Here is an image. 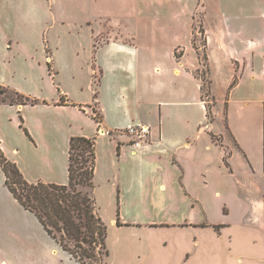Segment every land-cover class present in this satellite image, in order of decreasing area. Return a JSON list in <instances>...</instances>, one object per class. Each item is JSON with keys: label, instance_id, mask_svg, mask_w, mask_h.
Listing matches in <instances>:
<instances>
[{"label": "crops", "instance_id": "obj_1", "mask_svg": "<svg viewBox=\"0 0 264 264\" xmlns=\"http://www.w3.org/2000/svg\"><path fill=\"white\" fill-rule=\"evenodd\" d=\"M169 2L0 0V85L39 99L0 102V148L28 181L65 185L71 138H95L92 195L108 227L104 264L210 255L214 232L200 225L216 219L212 190L264 223V0H252L253 22L234 33L238 44L221 25L220 62L236 63L225 72L238 77L226 125L207 116L193 25L144 19L150 4ZM172 2L180 12L181 0ZM133 123L150 126V142L130 144L125 128ZM0 264H82L20 204L1 167Z\"/></svg>", "mask_w": 264, "mask_h": 264}, {"label": "rangeland", "instance_id": "obj_2", "mask_svg": "<svg viewBox=\"0 0 264 264\" xmlns=\"http://www.w3.org/2000/svg\"><path fill=\"white\" fill-rule=\"evenodd\" d=\"M174 7L177 8L172 0L165 7L162 5L160 9L156 5L150 4L147 8V17L144 19L148 21L149 25H193L192 40L195 53L193 51L192 56L199 59L195 74L201 81L202 99L206 104L207 116L210 121L220 118L226 125L227 98L238 77L237 74L234 77L227 76L225 72V70H231L232 66L236 68V63L220 62L221 25L232 30L229 37L238 44L239 41L234 33L236 35L243 34L241 26L253 22L252 0H181L180 12H173ZM135 19H137V15L132 18L131 25H137ZM208 32L215 39L211 50ZM183 52L184 49L179 48L175 53L176 56H181ZM209 52L212 54L211 62L208 57ZM3 98L16 97L10 92L2 93L0 91V99ZM220 119H218V127L221 126ZM213 137L225 146L222 135H213ZM224 148L226 150L224 162L230 166L228 159L230 151L226 146ZM76 157H79L78 153ZM78 189L82 191L83 196L88 197L92 204V188L84 184L78 185ZM209 192L214 196L212 210L216 219L212 222L204 221L200 226L212 228L215 233L208 245L211 253L208 256L191 255L190 259L184 257L180 260V264H264L259 258L264 255V223L253 221V219L242 215V206L237 205L232 198L226 202L224 198L216 197L215 191ZM93 208L95 210V206ZM259 209L262 210L264 207L260 206ZM96 215L98 214L96 213ZM53 231L69 249L83 254V250L75 245V240L68 238L63 234L64 232H59L56 229ZM95 235L98 238V234ZM224 240L229 244L232 242V244L225 245ZM86 248L89 249L90 246L86 245ZM97 250L102 254L98 255L96 264H104L105 250L100 244L97 245ZM86 261L87 264L92 263L90 259H86Z\"/></svg>", "mask_w": 264, "mask_h": 264}, {"label": "trees", "instance_id": "obj_3", "mask_svg": "<svg viewBox=\"0 0 264 264\" xmlns=\"http://www.w3.org/2000/svg\"><path fill=\"white\" fill-rule=\"evenodd\" d=\"M2 93H12L16 98L0 99V102L32 103L39 102L18 91L0 85ZM78 153L79 157H76ZM69 182L65 185L46 183L43 181H28L18 165L10 160L0 148V167L6 175V185L22 206L37 215L46 230L57 238L63 248L69 251L82 264L86 259L96 264L97 245L103 247L104 256H108L106 238L108 227L93 208L87 196L82 195L78 185L94 187L96 167L95 138L73 136L69 150ZM77 163V164H76ZM53 229L64 232L68 238L76 241V246L83 254L69 249L54 233ZM98 234V238L96 237ZM89 245L90 248H86Z\"/></svg>", "mask_w": 264, "mask_h": 264}, {"label": "built area", "instance_id": "obj_4", "mask_svg": "<svg viewBox=\"0 0 264 264\" xmlns=\"http://www.w3.org/2000/svg\"><path fill=\"white\" fill-rule=\"evenodd\" d=\"M92 116L100 122V113L95 108H90ZM126 133L130 137V144L134 147H139L144 143L150 142L151 128L148 125L142 123H133L125 128Z\"/></svg>", "mask_w": 264, "mask_h": 264}]
</instances>
